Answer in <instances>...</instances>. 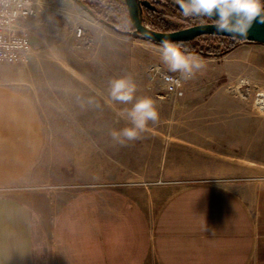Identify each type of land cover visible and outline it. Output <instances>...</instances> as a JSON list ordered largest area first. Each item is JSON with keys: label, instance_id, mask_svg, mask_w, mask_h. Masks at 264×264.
I'll list each match as a JSON object with an SVG mask.
<instances>
[{"label": "rangeland", "instance_id": "rangeland-1", "mask_svg": "<svg viewBox=\"0 0 264 264\" xmlns=\"http://www.w3.org/2000/svg\"><path fill=\"white\" fill-rule=\"evenodd\" d=\"M49 5L47 12H60ZM55 14L58 22L62 15ZM67 15L70 22L58 33L42 23L25 66L0 63L26 69L38 81L29 96L41 116L43 149L30 180L19 183L36 192L31 196L44 213L85 193L92 206L87 213L171 221L188 233L214 236L217 245L248 251L247 264H264V110L255 102L264 88V45L238 43L219 56L184 51L203 67L183 80V94L176 96L159 77L168 72L159 43L93 15ZM120 20L131 25L128 13ZM77 26L90 46L77 39ZM122 77L134 81L137 98L151 97L159 113L124 144L112 133L130 126L121 112L132 104L110 94L111 82ZM53 223L43 222V244H51Z\"/></svg>", "mask_w": 264, "mask_h": 264}, {"label": "crops", "instance_id": "crops-1", "mask_svg": "<svg viewBox=\"0 0 264 264\" xmlns=\"http://www.w3.org/2000/svg\"><path fill=\"white\" fill-rule=\"evenodd\" d=\"M49 4L58 5L60 12H47ZM39 8L37 16L30 21L32 40L40 33L42 23L58 33L70 22L71 16L67 14L72 10L83 20L93 17L76 0H39ZM55 13L62 15L58 22ZM249 43L264 45L239 42L241 45ZM23 60L27 64V59ZM23 60L16 64L24 65ZM3 65L8 64L0 66ZM36 82L21 67L0 68V264L249 262L248 251L217 245L214 236L202 235L195 229L188 233L181 224L165 220L139 223V218H129L128 214L120 217L87 213L85 209L92 206L85 204V193L72 198L58 211L52 208L49 214L44 213L41 202L31 196L36 192L19 183L26 178L30 180L43 149L41 116L29 96L36 89ZM261 89L259 91H264ZM47 221L54 222L50 245L42 243L46 236L43 222Z\"/></svg>", "mask_w": 264, "mask_h": 264}, {"label": "clouds", "instance_id": "clouds-1", "mask_svg": "<svg viewBox=\"0 0 264 264\" xmlns=\"http://www.w3.org/2000/svg\"><path fill=\"white\" fill-rule=\"evenodd\" d=\"M185 17L215 16V27L219 32L245 36L254 20L259 17L264 23V0H174ZM162 63L168 72L179 73V79L164 75L168 84L179 85L181 80L191 79L203 67L199 57L181 50L179 44L165 39L158 46ZM137 86L130 77L114 79L111 82L110 94L113 100L122 104H132L130 109L121 112V117L130 126L114 130L113 138L124 144L135 140L148 130L151 122L155 124L159 113L155 101L148 96L136 97ZM133 101H135L133 103Z\"/></svg>", "mask_w": 264, "mask_h": 264}, {"label": "trees", "instance_id": "trees-1", "mask_svg": "<svg viewBox=\"0 0 264 264\" xmlns=\"http://www.w3.org/2000/svg\"><path fill=\"white\" fill-rule=\"evenodd\" d=\"M154 8L143 7L142 17L145 24L158 31H172L178 29L173 21L181 22L184 27L209 20L208 16L185 17L181 14L179 6L171 0H149ZM93 16L119 32L128 33L132 25H125L120 19L128 13L127 5L122 0H83L81 4ZM240 41L236 38L202 35L179 44L182 51L200 52L205 55H222L233 49ZM250 42V41H249Z\"/></svg>", "mask_w": 264, "mask_h": 264}, {"label": "built area", "instance_id": "built-area-1", "mask_svg": "<svg viewBox=\"0 0 264 264\" xmlns=\"http://www.w3.org/2000/svg\"><path fill=\"white\" fill-rule=\"evenodd\" d=\"M39 12V0H0V63H17L32 51L30 21ZM75 34L79 41L90 46V37L83 27L77 26ZM179 79L178 74L160 72L159 77L167 93L183 94V80L179 85L168 84L163 76ZM256 103L264 110V91L256 93Z\"/></svg>", "mask_w": 264, "mask_h": 264}, {"label": "water", "instance_id": "water-1", "mask_svg": "<svg viewBox=\"0 0 264 264\" xmlns=\"http://www.w3.org/2000/svg\"><path fill=\"white\" fill-rule=\"evenodd\" d=\"M80 4L83 0H76ZM127 5L128 15L133 27L128 31V34L140 36L150 41L161 44L162 40L170 42H185L193 40L202 35H218L250 42H258L264 44V23L260 22L259 17L253 21L252 26L245 36L232 34L227 32H219L215 27L216 17H209V20L204 23H199L191 26H186L172 31H158L145 24L142 13L143 7L154 8L149 0H122ZM174 2V0H171Z\"/></svg>", "mask_w": 264, "mask_h": 264}]
</instances>
